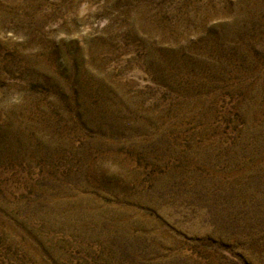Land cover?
<instances>
[{
  "label": "rangeland",
  "instance_id": "374dc122",
  "mask_svg": "<svg viewBox=\"0 0 264 264\" xmlns=\"http://www.w3.org/2000/svg\"><path fill=\"white\" fill-rule=\"evenodd\" d=\"M0 264H264V0H0Z\"/></svg>",
  "mask_w": 264,
  "mask_h": 264
}]
</instances>
